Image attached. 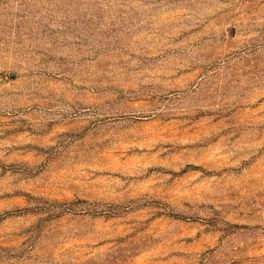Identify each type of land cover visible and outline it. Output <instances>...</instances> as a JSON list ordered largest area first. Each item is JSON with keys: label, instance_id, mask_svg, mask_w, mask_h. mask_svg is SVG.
Instances as JSON below:
<instances>
[{"label": "rangeland", "instance_id": "374dc122", "mask_svg": "<svg viewBox=\"0 0 264 264\" xmlns=\"http://www.w3.org/2000/svg\"><path fill=\"white\" fill-rule=\"evenodd\" d=\"M0 264H264V0H0Z\"/></svg>", "mask_w": 264, "mask_h": 264}]
</instances>
